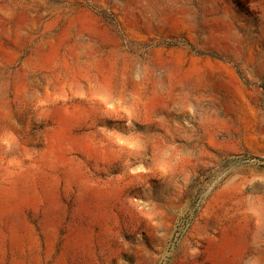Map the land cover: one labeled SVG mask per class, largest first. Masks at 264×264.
<instances>
[{
  "label": "rangeland",
  "instance_id": "1",
  "mask_svg": "<svg viewBox=\"0 0 264 264\" xmlns=\"http://www.w3.org/2000/svg\"><path fill=\"white\" fill-rule=\"evenodd\" d=\"M0 264H264V0H0Z\"/></svg>",
  "mask_w": 264,
  "mask_h": 264
}]
</instances>
